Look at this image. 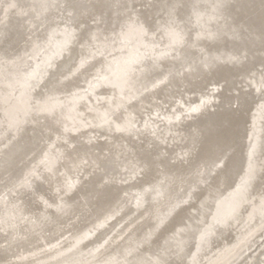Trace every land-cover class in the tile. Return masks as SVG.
Wrapping results in <instances>:
<instances>
[{
  "label": "bare ground",
  "instance_id": "6f19581e",
  "mask_svg": "<svg viewBox=\"0 0 264 264\" xmlns=\"http://www.w3.org/2000/svg\"><path fill=\"white\" fill-rule=\"evenodd\" d=\"M119 1L0 0V264H264V0Z\"/></svg>",
  "mask_w": 264,
  "mask_h": 264
},
{
  "label": "rangeland",
  "instance_id": "374dc122",
  "mask_svg": "<svg viewBox=\"0 0 264 264\" xmlns=\"http://www.w3.org/2000/svg\"><path fill=\"white\" fill-rule=\"evenodd\" d=\"M125 0H120L119 3L122 4V2H124ZM157 1V0H156ZM160 1V0H158ZM154 52L153 51H144L143 54L147 55L149 53H152ZM89 53V51H88ZM40 62V61H38ZM137 62H134V65L136 64ZM137 72V70H135V73ZM224 72V71H222ZM131 73H133V71L131 70L130 73H129V76L131 75ZM224 75L226 73H223ZM255 86H259V81H256L255 82ZM154 87V86H152ZM238 97L236 96H233V95H229V96H225L223 97V101H224V104L223 106L221 107L220 105H217V108L214 112L213 115H209V117L211 118H214L217 114H224V113H227L231 110V108L235 109V108H239L240 106H245V108H247L248 110L252 111V110H264V99L263 100H260V101H243L241 100L242 104L240 103V101L237 100ZM144 105H148V101H145L144 102ZM144 105H142L141 107H143ZM198 132V128L197 127H194L193 128V134H196ZM175 138H172L173 136H165L164 138L166 139L165 141L162 142L163 146H166L168 145L169 141L172 140V143H170L169 145L173 144L174 142H180L181 138H182V135H177V134H174ZM174 141V142H173ZM161 143L159 144H156V146H160L162 145ZM162 146V147H163ZM200 146H204L203 143H200ZM199 147V146H198ZM167 150V149H166ZM162 156H163V153H162Z\"/></svg>",
  "mask_w": 264,
  "mask_h": 264
},
{
  "label": "clouds",
  "instance_id": "9594fccd",
  "mask_svg": "<svg viewBox=\"0 0 264 264\" xmlns=\"http://www.w3.org/2000/svg\"><path fill=\"white\" fill-rule=\"evenodd\" d=\"M212 178H213L212 176H207L205 177L204 182L209 183L212 180ZM220 227H226V224H221Z\"/></svg>",
  "mask_w": 264,
  "mask_h": 264
},
{
  "label": "snow or ice",
  "instance_id": "6c2138e0",
  "mask_svg": "<svg viewBox=\"0 0 264 264\" xmlns=\"http://www.w3.org/2000/svg\"><path fill=\"white\" fill-rule=\"evenodd\" d=\"M261 87L264 88V83H262Z\"/></svg>",
  "mask_w": 264,
  "mask_h": 264
}]
</instances>
